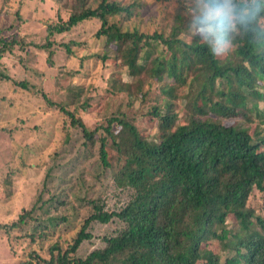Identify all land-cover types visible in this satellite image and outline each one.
Here are the masks:
<instances>
[{"label":"trees","instance_id":"1","mask_svg":"<svg viewBox=\"0 0 264 264\" xmlns=\"http://www.w3.org/2000/svg\"><path fill=\"white\" fill-rule=\"evenodd\" d=\"M54 1L69 6L71 14L67 21L50 25L46 43L36 47L48 51L51 63L54 34L100 20L96 36L105 39L101 58L115 64V83L107 98L112 108L90 129L75 114L92 104V97H83L84 89L71 84L66 104L41 94L50 108L82 130L85 144L99 143L105 168H112L109 150L125 159L112 178L116 188L134 195L119 211L95 205L67 249L50 246V259L33 253L18 264H264V216L250 207L255 190L264 196V0H183L168 34L124 30L136 2L101 0L92 8L93 0ZM119 16L121 22L113 20ZM209 17L227 44L224 59L214 51L216 34L205 27ZM193 24L205 30L204 37H194ZM189 32V41L179 37ZM18 44L0 36V61ZM62 46L73 55L69 44ZM124 70L133 81L123 80ZM6 72L0 68V80H11ZM16 84L30 89L26 81ZM119 98L125 106L114 109ZM139 115L155 122L150 134L136 123ZM254 116L259 127L252 132ZM228 119L234 122L226 125ZM39 203L2 228L7 233L21 229L46 205ZM114 219L123 228L104 236V246L86 258L78 257L82 243L93 238L92 222ZM42 220L35 217L24 236L35 242L57 226L55 217Z\"/></svg>","mask_w":264,"mask_h":264},{"label":"rangeland","instance_id":"2","mask_svg":"<svg viewBox=\"0 0 264 264\" xmlns=\"http://www.w3.org/2000/svg\"><path fill=\"white\" fill-rule=\"evenodd\" d=\"M100 1L93 0L91 7H97ZM118 1L123 5L138 4L122 28H138L148 34L170 33L183 2ZM70 14L69 6L62 7L54 0H0V36L19 43L0 61V68L11 77L10 81L0 80V264H18L29 260L33 253L50 259L49 247L67 249L84 221L95 212V205H103L104 211H119L134 195L129 189L116 188L112 178L125 159L109 150L112 168H105L100 160L99 143L85 144L82 130L71 126L67 115L50 108L41 94L43 91L51 100L66 104L71 84L84 89L83 97H92V104L87 111L75 110V114L90 129L99 125L112 108L107 98L115 83V64L111 59L101 58L105 39L96 36L101 28L100 20L84 21L69 32L54 34L50 39L55 41L51 63L48 51L36 47L46 43L50 25L67 21ZM122 19L123 16H119L113 20L121 22ZM192 28L193 33L198 28L203 29L195 24ZM179 37L189 41L191 33H181ZM63 44L70 45L73 55ZM227 52L225 49L217 54L218 58L224 59ZM123 80L133 81L125 70ZM21 81L28 82L30 89L16 84ZM125 102L124 98L116 99L114 109L124 107ZM134 105L139 107L140 101L136 100ZM74 108L70 106L69 110ZM233 122L234 119L224 121L226 125ZM136 123L144 134H150L155 124L146 115L137 116ZM258 125L254 116L251 131ZM69 126L70 131L66 132ZM118 129L115 127V131ZM53 195L55 198H51ZM40 200L46 201V205L43 209L38 207L34 219L42 216V221H46L55 217L57 223L44 232L46 238L33 242L29 236H24L36 223L31 218L21 229L10 233L2 228L35 205L40 206ZM250 207L264 216V196L257 190L250 199ZM62 217H67V221H62ZM123 226L117 219L108 224L92 222L89 232L93 238L82 243L77 256L86 258L94 249L103 247L102 238L116 235Z\"/></svg>","mask_w":264,"mask_h":264},{"label":"clouds","instance_id":"3","mask_svg":"<svg viewBox=\"0 0 264 264\" xmlns=\"http://www.w3.org/2000/svg\"><path fill=\"white\" fill-rule=\"evenodd\" d=\"M220 13H217V18L220 16ZM211 17H209V19L207 21L204 22L205 27L207 28L208 32L216 34L217 36V40H216V45L214 47V51L219 54L221 52H223L226 48H227V44L224 40V37L222 34H220V26L217 25H212L210 23L211 21ZM194 37L196 39H200L202 37L205 36V30L204 29H200L198 28L194 33H193Z\"/></svg>","mask_w":264,"mask_h":264}]
</instances>
